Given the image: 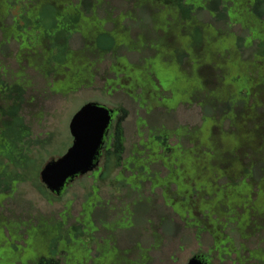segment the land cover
I'll return each mask as SVG.
<instances>
[{
	"label": "rangeland",
	"instance_id": "obj_1",
	"mask_svg": "<svg viewBox=\"0 0 264 264\" xmlns=\"http://www.w3.org/2000/svg\"><path fill=\"white\" fill-rule=\"evenodd\" d=\"M91 2L92 0H88L85 5ZM39 3L37 11L44 16L52 0H41ZM72 3L73 1L69 5ZM95 4L98 5V14L102 19L92 22V31H110L118 38L128 26L131 43L129 48L120 49L122 58L114 60L112 55L106 56L96 65L98 73L95 79L91 80L88 72L91 62L88 60L94 61L96 58L85 45V41L89 40L73 37L70 43L85 59L77 60L81 57L75 54L72 60L74 74L79 76L78 82L73 86V93L60 92L50 95L42 91L46 86L41 78L32 71L27 72L22 81H31L35 93L29 98L28 95L23 96L22 99L26 100L23 106L16 103L10 107L4 104L5 99L0 101V129L8 131L9 126L19 129L18 123L17 128L12 125V115L19 110L18 106L26 114L34 112V117L30 120L33 131L41 141H49L45 150L33 157V161L38 162L40 166L44 161L47 163L62 157L72 146L69 124L84 105L95 103L111 110H119L125 134L121 168L114 170L105 181H98L97 177L92 175L76 180L67 187L63 196L53 203H49L40 194L34 180L19 183L5 193L7 199L3 200L2 204L6 209H0V216L9 220L37 218L48 223L68 215L66 228H70L76 224L84 225L96 205L95 215L99 223L97 234L105 243L116 242L120 248L117 260L121 264H136L140 259V246L146 249L161 242L163 245L151 255L153 260L149 261L150 264H188L195 255L205 256L210 259V264H237L238 259L243 256L250 259V264H261L257 262L258 259L251 260L253 252L263 248L261 241L264 236V230H257L253 225L256 220L259 225L264 226V215L253 211L256 196L254 195L251 201L246 196L242 197L241 201L231 204L232 213L231 210L227 211L232 194L241 191L244 185L253 184V191L257 193L259 183L253 177L246 176V171L252 168L251 165H255L258 176L264 169V163L259 162H264V118H261L264 108L249 101L241 105L245 96L244 90H249L245 88V83L238 86L241 92L239 93L233 86L225 84L223 80L219 81L227 73L225 68L232 60L234 52L236 53L235 39L231 36L225 39L223 52L207 44L201 47L190 46L187 49L182 39L186 28L192 30L197 27L196 20L192 25H184L178 21L175 25L173 19L167 17L168 22L163 24L167 27L163 34L164 42H159L158 33L153 29L149 18L152 11L155 14L158 11L151 9L146 0H96ZM201 4H204V0L195 8H202ZM69 5L59 4L58 8L64 11ZM206 6L209 7V4ZM211 8H214L213 5ZM160 9L165 10L164 7ZM18 10L19 7L16 6L12 15L16 16ZM109 14L113 15V21L106 23L103 19ZM127 14L129 18L125 19L124 15ZM3 17V14L0 15V23L4 21L8 24L11 21V17H6V20ZM198 19H203L202 22L206 24H212L215 20L206 8ZM210 30L213 34L208 35L210 42L217 44L220 36L214 29ZM227 30L231 29L228 27ZM234 31L247 36L238 25ZM55 36V42L62 44L61 37ZM1 42L0 35V73L4 75L3 81L12 85L19 80L11 74V71L15 72L19 68L15 66L18 54L15 44L20 48L22 43L15 42L14 37L11 38L10 44L16 48ZM20 52L24 59L31 54L30 48L26 47ZM185 52H188V56L184 65L179 67L183 58L181 53ZM157 55L160 62L155 63L154 71L164 83L167 93L154 89L155 74L152 71L151 58ZM207 55H211L214 62L208 64ZM195 65L201 66L198 67L197 73L200 74V80L204 75L202 77L205 87L198 84V88L190 92L192 87H189L183 78L184 74L187 77L194 76ZM239 74L238 69L234 68L232 80L240 76ZM261 75L258 72L253 77L250 91L255 92L264 87ZM5 83L0 82V99L7 95L3 94L7 92ZM173 91L176 92L174 101ZM13 93L11 98L20 97L16 91ZM32 96L39 97L38 106L37 101L29 103ZM262 98L264 100V93ZM229 104H234V110H229L227 115L220 117L222 105ZM231 112L235 113L234 121L229 117L225 118ZM258 115L259 118H256ZM211 117L216 119L210 128L211 142H208L207 147L200 141V131ZM251 133L255 134V140L243 138L249 137ZM226 135H237L240 138L236 148L225 147L223 139ZM41 155L43 158L40 160ZM216 155L221 158L218 159ZM188 156L192 157L194 165L200 167L194 176L188 173L183 162ZM143 166L149 168L148 175L142 171ZM126 167H129L128 171ZM120 172L123 173L122 177L115 178ZM141 177L146 179L141 181ZM230 179L240 186L232 188L231 185H226ZM136 183L142 184L144 189ZM1 184L4 187L6 185L4 182ZM219 193L221 195L218 198ZM163 194H166V198ZM0 198L4 199V194L0 195ZM187 199L190 200L188 204ZM184 209H189L190 214ZM245 215L249 216L247 221ZM239 225L245 227L242 235L237 229ZM0 228L3 231L0 235V247L17 246L16 242L10 241L11 237L3 230L1 223ZM44 248L36 249L38 258L49 255ZM58 249L59 255L53 259L63 261L62 264L66 258L72 259V250L63 245ZM219 249L221 252L226 250L228 254L231 253L230 256H221L225 259L223 262L218 260ZM20 257L17 254L16 259L19 260Z\"/></svg>",
	"mask_w": 264,
	"mask_h": 264
},
{
	"label": "trees",
	"instance_id": "obj_2",
	"mask_svg": "<svg viewBox=\"0 0 264 264\" xmlns=\"http://www.w3.org/2000/svg\"><path fill=\"white\" fill-rule=\"evenodd\" d=\"M40 1L41 0H0V15L3 14L4 20H6V17H11V23L9 22L8 24H5L4 21L0 23V35L2 37L1 43L8 46L11 45L14 48H16V45L18 50L16 51L15 49L16 53H18L15 58V66H19V68L15 72L11 71V74L13 77L18 78L19 80L16 83L10 85L3 81L4 75L0 73V82L7 85L5 88L7 92L3 93L7 95H4L3 97L5 98L0 99V101L5 99L4 104L10 107H13L14 105H16V103H18L20 106H23V104L26 103L25 98L22 99L23 96L28 95L27 97L29 98L33 93H35V89H33L34 85L31 81H22L23 77L27 75V72L31 71L38 75L45 84L46 87H44L42 91L48 92L50 93V95H57L60 94V92H65L68 94L73 93V86L78 82L77 80L79 79V76L74 74L73 65L71 63L73 62L72 60L75 54L81 57L80 51L73 48L72 44L70 43L73 37L83 39L84 41L89 40L88 42L85 41V45L86 47L90 48L92 54L96 58V60L94 61L91 59H87L89 62H91V65L88 68L91 80L95 79V77L97 76L98 68L95 69L96 65L101 63L106 58V56L112 55V59L119 60V58H122L119 53L120 49L130 47L131 36H128V26H126V31H124L122 35H119L118 38H116L114 33L110 31L99 30L97 33L92 31L91 25L94 24L92 22H98L102 19L98 14V5L95 4L96 0H92V2L87 3V5H85V2L88 0H52V3L46 9L47 12L44 14V16L40 15L39 11H37L36 8L39 7L38 5L40 4ZM71 1H73V3L69 5ZM146 1L150 3L149 6L151 7V9L158 11L157 14L153 13L152 11L149 18L153 23V29L158 33L159 42H164L163 34L167 31V27H165L163 24H166L168 22L166 21V19L169 16L173 19L175 25L177 24V21L178 23H183L184 25H192V22L194 20L197 21V27L193 28L192 30L186 28L185 36L182 39L183 43L186 45V48L190 46L201 47L207 44L210 47L213 46L216 50H220V52H223L225 51L223 47L224 45H226L225 39H229L228 37L230 36L231 38L233 37L236 44V53L234 52L232 60H230V62L227 64V67L225 68L227 69V73L222 76L219 81L223 80L225 84L236 88L239 93L241 92L238 89V86L240 85V83H245V88H249V90H244L245 96L243 97L241 105H244V103L247 104L249 101L253 102L262 109L264 108V100L262 98L264 87L256 90L255 92L250 91L252 86L251 82L254 80L253 77H255L258 72L260 73V75L262 74L261 78L264 79V0H209V2L207 0H204V4H201L202 8L197 9L195 8L196 5L200 3V1L202 2V0ZM53 2H58L61 5L66 4L69 5V7L64 11H61L58 8L59 4L57 5ZM207 3L209 4V7L206 6ZM211 5H213V9L211 8ZM16 6L19 7V10L17 15L13 16L12 11L16 8ZM160 7H164L165 10L160 11ZM205 8L208 9L211 14H213L215 20L212 22V24H206L202 22L203 19H198L200 13L204 12ZM124 17L125 19H128L129 15H124ZM112 18L113 15L109 14V16L103 19V21L107 23L113 21ZM213 23L216 25H214ZM237 25L241 27V31L246 32L247 36H242L241 34L234 31V28ZM228 27L231 29L230 31L227 30ZM211 28L214 29V32H217V34L220 36V39L218 38L219 42L217 44H213L212 42H210V39L208 37V35L213 36L210 30ZM74 34H77L79 36H76ZM55 35L61 37L63 42L62 44H58L55 42ZM12 37H14L15 42L20 43L21 41L22 46L20 48L18 47V44H10ZM25 47L30 48L31 54L27 55L28 58L24 59L20 50ZM190 49L187 51L191 53L192 51ZM160 53H162V51ZM187 53H181L183 58L182 61L179 62V67L184 65L185 59L188 56ZM159 55H157L155 58H151L153 66L152 71L155 74V78L160 81V83L165 87L164 83L159 79L158 75L154 71L155 63L160 62V58L158 57ZM81 58L77 60H85L83 59V57ZM212 58L213 57H211V55H207L208 64L214 62V58ZM198 67L201 66H194V76L187 77L184 74L183 80L186 82V84L189 85V87H192L190 92H192L193 89L198 88V84H201L203 87H205L203 83L204 79L202 77L204 75L201 76L200 80V74L197 73V71L199 70ZM77 68L79 69L80 67ZM234 68L238 69L240 76H237L232 80ZM9 86H11L13 89H10ZM15 88L17 89L14 90ZM70 89L71 91H69ZM13 91H16L20 95L18 99L11 98L10 95L14 94ZM173 95V97L175 98V91H173ZM41 96L42 93H40L39 97L41 98ZM39 97L32 96V100H29V103L37 101L38 106L40 102ZM174 98L172 99V101H174ZM233 105H222L223 108L220 117H224L225 115H227L229 110L233 111ZM20 106H18L19 110L17 111V113L15 115H12V118L14 119L12 125L16 127V123H18L19 129L17 130L12 126H9L10 129L8 131H2L0 129V195L4 194V199L0 198V209H6L2 204L3 200L7 199L5 193L13 189L12 186L26 182L28 180H34L35 182H37L38 191L49 203H53L60 199L53 196L52 193H50L40 181V173L43 167L48 162L45 163L44 161L39 166L38 162L33 161V157L38 152L45 150L46 145L49 143V141H41L39 139V136L36 135L33 131V124L30 122V120L34 117V112L26 114L22 111V109L20 110ZM234 114L235 113L231 112V114L225 118L229 117L231 118V121H234ZM262 115L263 116L261 118H264V112ZM256 118H259V115L256 116ZM210 119L211 120H208L203 125L202 130L200 131V135L202 136H200V141L207 147H209L208 142H211L209 136L210 128L213 124H215L214 119L216 118L211 117ZM113 138L114 139L111 152H107L104 155L105 159H103V161H100L99 159V162L101 163L98 171H96L95 174V177H97L98 181H105L110 177L114 170L117 171L121 168L123 154L125 151V134L122 125H119L116 134L113 135ZM243 138H247L250 139V141H253L256 137L254 133H251L249 137L245 136ZM239 140L240 138L237 137V135H226L223 139V142L226 148L234 149L239 144ZM216 156L218 159L221 158L220 155ZM42 158L43 155H41L40 160ZM183 162H185L186 164L188 173L192 174V176H194V174L197 172V168H200L198 165H194L193 159L190 156L184 158ZM259 162L264 163L261 160H259ZM251 166L252 168L246 171V176L248 178L253 177L259 183V186L257 187V193L253 191V184L251 185L250 183L248 185H244L241 191L238 190L236 191V193L232 194L229 202L230 204L227 207V211L231 210L230 213L233 212L231 207L232 203L235 204L241 201L242 197L244 196H246V198L248 197V200L251 201L252 197L255 195L256 199L253 205V211L257 212L259 215H264V169L261 170L258 176V173L255 172V165L253 164ZM125 169H129V167H126ZM142 171L145 172L146 175L149 174V168H146L145 166L142 167ZM122 174L123 173L120 172L115 178L122 177ZM154 176L155 174L152 175V177ZM146 177H141V181L145 180ZM124 181L126 182V180ZM2 182L6 184L5 187L2 186ZM136 184H139V186L143 188L142 184ZM226 185H231L232 188L240 186L239 184L237 185L233 179H230L228 182H226ZM66 190L67 188L65 189V191ZM163 195L166 198V194ZM220 195L221 194L219 193L218 198L220 197ZM189 202L190 200L187 199L186 203L188 204ZM95 207L94 210L91 211L92 213L88 215L86 221L84 222V225H82L83 223L78 225L76 224L74 226H71L70 228H66L67 221H69L68 215L60 216L59 219L49 221L48 223L42 221L43 219L40 220L37 218L31 220H9L7 217L0 216V223L3 225V230H6L12 239H20L22 235H26V232L29 234L31 233V238L34 239V241L30 244L33 247V251L28 255V257H37L36 247L37 249L38 247L39 249H43V247H45L43 246V244L37 245V243L35 242L36 239L55 238L56 244L53 246L51 245L52 250L49 251V255L55 258L57 255H59L58 247L63 245L70 249V251L72 250L73 261H71V264H78L83 262L82 260H84V258H87V255L89 253H92L91 259H96V257L100 255L101 250H109L107 246L109 245L108 241H106L107 243L103 242L100 236L97 234V232L99 231V223L96 220ZM207 208L210 207L207 206ZM184 210H186L188 214H190L191 212L189 209ZM244 218L247 221L249 216L245 215ZM180 222H183L182 218L180 219ZM258 222L259 221L255 220L253 222V225L256 226L257 230L263 231L264 226L259 225ZM36 224L38 226L34 227ZM86 225L87 228L85 229ZM45 226H47V228ZM89 228L91 229L88 231ZM237 229L242 235L245 227L239 225ZM19 233H21V235H19ZM2 234L3 231L0 228V235ZM87 237L96 239L95 244L92 243L91 245H89L91 247L94 246L95 250L86 252L83 250L84 247L80 248V246H76L73 248V246L70 245L71 240L73 241L74 239L77 240ZM261 242L263 244V248L260 250H255L253 252L254 256L252 255L251 260L258 259L257 262L263 264L264 236ZM104 244H106V246ZM160 245H163V243L161 242L157 245L151 247L149 246L146 249L140 246V259L136 264H150L149 261L153 260V257L151 255L154 252H157V249ZM116 246L119 250L117 248H115V250L119 253L120 248L117 244ZM15 248L16 246H14V249ZM222 252H218V260L220 262H223L225 260L222 257L230 256L231 254H228L226 250ZM65 253L66 251L63 252V254ZM109 254L110 253L108 252L107 255ZM16 256L17 252L15 250L11 251L8 246H6L5 248L0 247V264H15L14 262H10L11 260L14 261L16 259ZM117 264L121 263L117 262ZM124 264H130V262ZM237 264H250V259H247L243 256L242 259H238Z\"/></svg>",
	"mask_w": 264,
	"mask_h": 264
},
{
	"label": "water",
	"instance_id": "obj_3",
	"mask_svg": "<svg viewBox=\"0 0 264 264\" xmlns=\"http://www.w3.org/2000/svg\"><path fill=\"white\" fill-rule=\"evenodd\" d=\"M113 113L104 106L88 103L73 116L69 124L72 146L62 157L49 161L40 173V181L50 193L60 196L75 180L98 168ZM188 264L204 263L196 257Z\"/></svg>",
	"mask_w": 264,
	"mask_h": 264
},
{
	"label": "flooded vegetation",
	"instance_id": "obj_4",
	"mask_svg": "<svg viewBox=\"0 0 264 264\" xmlns=\"http://www.w3.org/2000/svg\"><path fill=\"white\" fill-rule=\"evenodd\" d=\"M153 84L155 86L154 89L157 92H163V93H167L168 92L165 89V87L160 83V81H158L155 77H154V80H153ZM172 98H174V97H172ZM113 112L114 113H113V116H112V123H111L110 129H109V131H108V133H107V135L105 137L104 145H103V147L101 149V153H100V157H99L100 161L101 160L103 161V159H105L104 155L107 152H111V149H112V146H113V139H114L113 135L116 134V131H117L119 125H121V122H122V119L120 118L121 111L113 110ZM52 160H54V159H52ZM100 163L101 162H99V166H100ZM99 166L93 173L88 174L86 176L92 175V176L95 177L96 171H98ZM63 194H64V192L60 196H57L55 194H52V195L55 196L56 198H61ZM90 213H92V212H90ZM37 226L38 225L36 224L34 227H37ZM45 227L47 228V226H45ZM90 229L91 228H89L88 231ZM10 241L11 242H16L17 246L14 249V248H10L9 245H8V248L11 251L15 250L17 252V254H19L21 256L20 257L21 260L19 258V260L17 259L15 262L13 261L15 264H62V262H59V261L53 259V257L51 255L44 256L42 258H38V257L37 258L36 257H31L30 258V257H28V255L33 251V247H32V245H30L34 241V239L31 238V233L29 234V233L26 232V235L24 236V238H20V239H12V238H10ZM35 242L37 243V245L43 244V246H45L47 252H49V251L52 250L51 245L53 246V245L56 244L55 243L56 239L55 238H53V239H36ZM95 242H96L95 238L87 237V238H82V239H77V240L74 239L73 241L71 240V244L70 245H72L73 248L76 247V246H80V248L84 247L83 250L88 252V251L95 250V248L92 249V247L89 246L92 243L95 244ZM96 245H98V244H96ZM104 245L106 246V244H104ZM107 246H108L109 250L108 249H107L108 251L106 249L101 250L100 255H98L96 257V259H94V260L91 259L92 253H89L87 255V258H84V260H82L83 262L78 263V264H89V263H92V264H117V262H118V260H117L118 251H116L115 248L118 249V247L116 246L115 243H111V244L109 243V245H107ZM110 246H114V247H110ZM36 249H37V247H36ZM38 249H39V247H38ZM108 252L110 253L109 255H107ZM196 257L201 259L204 264H210V259H207L205 256L195 255L193 258H196ZM71 261H73V260L72 259H66L64 264H71Z\"/></svg>",
	"mask_w": 264,
	"mask_h": 264
}]
</instances>
